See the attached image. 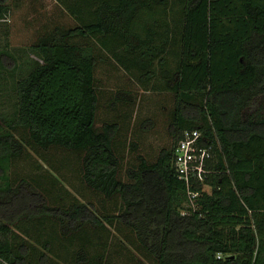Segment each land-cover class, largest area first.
Segmentation results:
<instances>
[{
    "label": "trees",
    "instance_id": "16d2710c",
    "mask_svg": "<svg viewBox=\"0 0 264 264\" xmlns=\"http://www.w3.org/2000/svg\"><path fill=\"white\" fill-rule=\"evenodd\" d=\"M78 1L70 14L87 11L90 18L56 24L36 38L30 49L39 61L14 82L16 122L1 119L24 127L37 151L84 150L85 183L107 198L118 195L122 209L100 213L73 194L66 204H52L30 178L12 182L6 166L22 146L0 124V264H48V244L34 257L28 244L12 241L14 226L42 218L57 222L65 237L87 226H127L153 264H264V0ZM7 11L0 0V19ZM89 37L140 81L171 80L170 145L152 162L138 155L125 171L129 181L118 178L120 123L95 128L102 56L78 41ZM15 69V56L0 50V70ZM109 100L127 102L130 91L119 88ZM186 130L200 131L210 156L203 180L190 184L197 207L181 214L187 188L173 159ZM85 260L80 246L76 261Z\"/></svg>",
    "mask_w": 264,
    "mask_h": 264
},
{
    "label": "rangeland",
    "instance_id": "374dc122",
    "mask_svg": "<svg viewBox=\"0 0 264 264\" xmlns=\"http://www.w3.org/2000/svg\"><path fill=\"white\" fill-rule=\"evenodd\" d=\"M75 2L79 1L6 0L8 11L0 19V50L5 49L15 56L16 69L11 73L0 70V124L4 129L13 131L22 146L20 155L6 167L12 182L15 183L20 177L30 178L52 204H66L70 201V194H73L80 200L92 202L100 213L112 214L119 212L123 204L118 195L107 198L85 183L81 167L84 150L51 146L48 151H37L28 138L27 130L15 123L14 82L27 74L35 60L39 61L30 45L46 30H53L56 24L73 25L80 21L78 17L90 18L87 11L75 16L70 14L69 8L74 7ZM82 4L86 10L91 9L84 2ZM96 40L95 37L78 39L93 44L94 52L102 56L95 67L96 89L100 99L95 128L99 130L104 121L120 123L121 129L115 139L116 153L120 159L118 178L129 181L125 171L139 163L138 155L152 162L159 149L170 145L169 123L174 92L168 88L171 80L164 82L160 75L148 82L140 81L136 73L133 76L122 69ZM119 88L130 91V100L110 106L109 98ZM1 117L15 120L13 129ZM48 162L57 165L59 171H52ZM12 233L13 243L25 242L31 247L34 257L46 251L45 244H48V264H78L76 252L80 246L87 251V260L81 264H153L151 257L137 242L134 232L119 224H107L105 229L87 226L65 237L60 234L57 222L42 218L20 222L13 227Z\"/></svg>",
    "mask_w": 264,
    "mask_h": 264
},
{
    "label": "built area",
    "instance_id": "2783aa9c",
    "mask_svg": "<svg viewBox=\"0 0 264 264\" xmlns=\"http://www.w3.org/2000/svg\"><path fill=\"white\" fill-rule=\"evenodd\" d=\"M200 137V131L186 130L174 150L173 161L176 174L180 180L185 182L187 188L185 208L181 209V214L182 211L185 214L196 209L197 205L194 199L197 193L191 191L190 184L192 181H202L207 172L204 164L210 156V150L205 146H200Z\"/></svg>",
    "mask_w": 264,
    "mask_h": 264
}]
</instances>
